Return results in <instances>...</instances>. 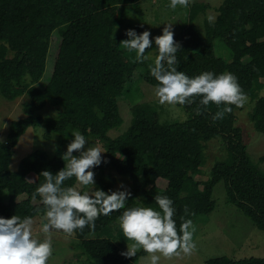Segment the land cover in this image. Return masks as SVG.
<instances>
[{"label":"trees","instance_id":"obj_1","mask_svg":"<svg viewBox=\"0 0 264 264\" xmlns=\"http://www.w3.org/2000/svg\"><path fill=\"white\" fill-rule=\"evenodd\" d=\"M139 1L0 0V95L8 101L23 96L30 99L22 106L25 117L12 122L5 142H0V217L34 219L45 215L41 198L33 199V193L44 182L40 173L48 170L55 175L65 167L64 153L49 156L35 151L20 162L17 171L9 168L19 138L27 129L43 126L45 140L56 134L62 141L79 130L86 138L103 143L106 163L90 169L100 175L94 189H110L112 181L102 175L107 170L129 176L132 196L126 207H134L138 200L142 206L159 210L154 197L166 195L174 202L179 229L185 219L193 221L213 212V189L223 182L227 202L264 231V175L252 164L242 131L235 126L234 113L239 107L230 105V113L213 121V115L224 105L210 103L204 107L201 98L194 96L189 98L191 103L182 105L190 116L187 121L160 123L155 108L134 105L128 132L115 140L107 137L122 124L118 100L128 92L135 75L142 72V81L157 84L150 74L155 59L150 54L157 55L154 40L153 47L145 52L149 59L143 62L136 60L135 52L120 46L127 38L126 30L134 29L137 34L146 30L130 26L117 35L114 32L124 18V7ZM207 8L187 4V20L181 31L174 33V41L181 45L178 70L189 77L204 71L234 74L246 97L255 102L250 121L264 134V97L255 96V90L264 86V0H223L216 9V19L203 21L205 35L201 36L195 21ZM217 39L231 51L230 63L214 55L213 42ZM49 61V78L40 83ZM47 104L61 107L55 119L37 115ZM218 136L223 138L228 160L213 167L208 181L198 182L194 177L204 162L203 144ZM158 180L166 182L165 188L157 186ZM76 183L72 177L63 187L73 188ZM21 196L25 198L19 200ZM123 211L99 216L94 231L86 227L83 232L72 233L94 264H136L139 257L148 254L142 250L133 257L121 255L120 247L130 241L123 232L116 234L115 242L98 237ZM203 264H264V258L216 257Z\"/></svg>","mask_w":264,"mask_h":264},{"label":"clouds","instance_id":"obj_2","mask_svg":"<svg viewBox=\"0 0 264 264\" xmlns=\"http://www.w3.org/2000/svg\"><path fill=\"white\" fill-rule=\"evenodd\" d=\"M188 3L189 0H170L169 7L175 9L178 4L187 6ZM172 26L166 24L162 35L152 39L149 31L137 34L134 29H128L125 32L127 38L120 42V46L128 52H135L138 62H143L149 59L145 52L153 47L154 40L157 55L150 66V74L157 82L155 96L159 103L183 105L191 103L189 98L199 96L204 107L210 103L223 104L222 110L213 115V121L221 120L226 113H230V105L242 107L247 97L231 72L217 75L204 71L189 77L178 70L177 53L181 45L174 41ZM72 137L62 157L67 161L65 167L55 175L48 170L40 173L44 182L33 193V199L39 196L46 209L45 222L41 226V231L47 234L46 238L33 237L31 216L23 219L17 215L9 219L0 217V264H48L53 252V231L60 230L67 235L76 230L83 232L86 227L94 231L99 216H108L121 209L124 211L118 218L119 227L124 236L133 241L121 255L133 257L142 248L151 254L150 264H159L161 256L191 255L196 250L193 221L185 219L178 229L174 219L176 208L168 196L155 195L154 203L159 209L156 210L150 206L126 207L132 193L124 185L120 188L125 190L108 193L94 190V172L90 169L106 163L102 160L104 152L98 146L86 147V137L79 130H73ZM74 152L78 155L74 156ZM72 177L80 185L91 186L92 190L81 192L63 187L64 182Z\"/></svg>","mask_w":264,"mask_h":264},{"label":"rangeland","instance_id":"obj_3","mask_svg":"<svg viewBox=\"0 0 264 264\" xmlns=\"http://www.w3.org/2000/svg\"><path fill=\"white\" fill-rule=\"evenodd\" d=\"M223 0H189V5L193 3L207 5L208 8L204 13H200L195 21V25L201 34L205 35L203 21L205 19L214 21L217 16L216 9ZM170 0H141L134 5L124 7V18L117 25L114 32L119 34L130 26H140L151 35L162 33L166 24L173 25V32L179 33L185 23L187 6L177 5L175 9L169 7ZM212 19H209V18ZM213 52L216 57L223 59L225 62L232 61V54L225 43L217 39L213 42ZM150 56H156L151 53ZM50 61L46 64V69L40 83H45L50 75ZM142 72H138L128 84V92L124 97L118 100L119 114L122 124L110 130L107 137L111 140L123 137L130 129L133 117L131 108L134 105L147 104L155 108L160 123H182L189 119V114L184 110L181 104H160L155 96V86L149 85L141 79ZM264 83V80L261 81ZM255 96L264 97V86L255 90ZM28 96H23L14 101H8L0 95V142H5L10 124L19 121L25 117L23 113V103L29 102ZM255 102L247 98L246 102L238 110H235V126L242 131L243 143L252 164L257 170L264 175V134L257 132L249 118L252 113ZM62 111L61 107H54L47 104L44 109L37 113L43 118L55 119ZM45 128L39 126L29 128L19 138V141L13 149V156L10 163V170L17 171L20 162L35 151H43L49 156L55 152L61 151L64 154L67 146L72 140V132L64 140H59L58 135L53 134L51 140L44 139ZM87 145L98 146L104 152L102 160L105 158L106 150L104 144L93 139L86 138ZM204 146V162L199 168V173L194 177L198 182H206L210 179L213 167L220 162L228 160V152L224 146L223 138L218 136L206 143ZM74 156L78 153H73ZM105 170V169H104ZM102 175L107 176L112 182L110 189L106 192L117 190H130L132 181L129 176H119L115 172L105 171ZM99 173L94 174V186L99 182ZM32 180V177L29 178ZM157 186L165 188L166 182L158 180ZM124 185L125 189H121ZM77 191L92 190L91 186H83L77 181L73 187ZM95 190V189H94ZM21 196L19 200L24 199ZM212 200L215 203L213 212L209 215L198 216L193 220L195 233L193 239L196 243V250L191 255H172L163 257L159 264H203L206 260L216 257H227L233 260L245 258H264V231L258 230L253 223L245 217L241 211L234 205L229 204L226 200L224 183L220 182L215 185L212 193ZM136 206H142L138 200H135ZM33 237L45 239L47 234L41 231V226L45 222V215L33 219ZM117 233H122L118 221L99 232L98 237L110 239L115 242ZM53 252L48 260V264H94L84 253L73 234L67 235L60 230L52 233ZM133 241L127 242L120 247L123 252L127 251V245L131 247ZM140 248L137 252L142 251ZM150 255L139 257L136 264H150Z\"/></svg>","mask_w":264,"mask_h":264}]
</instances>
